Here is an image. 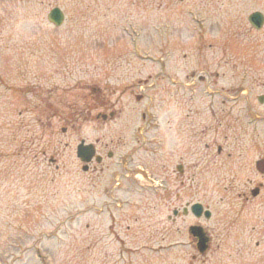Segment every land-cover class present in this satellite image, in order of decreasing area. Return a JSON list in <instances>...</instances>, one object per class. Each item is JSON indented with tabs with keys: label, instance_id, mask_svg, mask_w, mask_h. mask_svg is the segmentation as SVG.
Instances as JSON below:
<instances>
[{
	"label": "rangeland",
	"instance_id": "1",
	"mask_svg": "<svg viewBox=\"0 0 264 264\" xmlns=\"http://www.w3.org/2000/svg\"><path fill=\"white\" fill-rule=\"evenodd\" d=\"M203 3L0 0V264H123L125 258L129 264H264V234L260 250L246 238L256 208L244 221L236 216L239 186L250 168H235L233 141L234 122L246 119L248 103L264 112L256 101L264 93V27L254 31L247 21L252 12L264 13V0ZM53 7L65 14L58 28L46 19ZM24 91L33 94L21 96ZM236 91L243 94L238 100ZM109 100L119 118L104 127L90 123L89 113L102 112L98 106ZM220 112L218 124L211 113ZM120 134L146 136V151L127 171L147 188L160 182L157 137L185 156L186 138L204 135L193 139V154L173 164L184 163L185 175L194 165L192 202L209 208L211 219L182 218L177 225L183 231L176 233L166 221L171 208L160 205L155 189L134 194L120 178L127 171L116 162L127 147L113 151L114 161L103 153L112 164L98 180L83 174L75 155L79 141ZM218 145L225 150L217 157ZM112 187L115 199L108 196ZM195 223L211 234L217 251H196L186 232ZM225 234L231 238L219 253ZM237 236L245 239L241 252ZM117 240L128 249H165L120 257ZM32 247L43 257H34Z\"/></svg>",
	"mask_w": 264,
	"mask_h": 264
},
{
	"label": "flooded vegetation",
	"instance_id": "2",
	"mask_svg": "<svg viewBox=\"0 0 264 264\" xmlns=\"http://www.w3.org/2000/svg\"><path fill=\"white\" fill-rule=\"evenodd\" d=\"M203 1V5H206L211 0ZM240 95V93L236 94L235 98L238 100ZM258 105L261 108H264V104ZM244 111L248 112L246 115L250 117L249 120H247L246 115V119L244 121L241 117L237 116L234 122L236 125L235 136L233 137L235 168H238L239 172H242L243 169L245 170L249 166L250 170L249 172L245 173V176L240 184L241 186H239V189H242V192L238 194V199L236 202V216L240 217L244 221L246 214L251 212V209L253 210L255 216V210L252 207L256 208L257 216L251 225V236L249 235L246 238L251 239L254 250H260L262 242L258 236L264 234V216L259 215L261 212L259 211L260 207H257V203H260V205L264 206V112L260 111L261 113H257L253 110L252 104L250 103L247 104V110L245 109ZM191 113L192 111H188L185 116L189 117ZM223 115L224 114L222 112L219 114L215 113L216 121L219 122L218 124H220V122L223 120L224 117L221 119ZM115 116L116 114L112 113L109 121L105 119L107 120L106 122L114 123ZM145 139L146 138L143 136H129L121 134L110 137L107 141L96 138L92 143L96 158H93L90 161L88 164V169L85 172L89 173V175H92V178L98 180L102 173H104V171L109 167V164H112L105 162V157L107 160L114 161L113 159L115 158L116 154L113 151L116 152L120 149H124L125 147L127 148L125 151H123L124 154L122 155L127 156V158H125V164L126 168L129 169L130 162L139 160L141 155H143V153L146 151ZM193 139L194 137L192 136H188L186 138L188 147L185 146V156L182 154L179 155V152L177 151V144L170 146L169 149L168 142L164 138L157 137L155 141V161H159L157 163V167L159 168V180L161 181L162 186L161 190L158 191L157 196L159 198L160 205L166 208H173L172 212H177V214L174 215L172 219L168 217V219L171 220V223L174 225L176 233H181L183 231V225H177V221H179L178 219L188 217L187 215L185 217L182 216H184L183 213L187 214V211L183 209H185L188 206L190 200H192L193 172L192 167L187 165L186 168L189 173L185 175L184 163H173L177 157L180 159V161H183V159L186 160L185 157L188 154H193ZM224 139L227 140L228 138L224 137ZM201 140H204V135L201 136ZM205 149H209V145L206 144ZM223 149L224 147L219 146V152L217 156L223 155ZM103 153L105 154V157ZM247 156L249 157V161L247 160ZM117 165L118 161L116 162V166ZM178 166H180V168H177ZM178 171H180L181 178L185 177V179L180 180L179 183L177 182V176H173L174 173L179 174ZM132 172L133 171L130 169L128 174H132ZM136 173L137 171L135 172V175ZM130 176L133 177L134 174ZM237 179L238 177L236 176L234 181ZM233 188L236 189L237 185H235ZM183 197H186L188 200L183 202ZM238 237L239 236L232 238L235 239L234 245L236 250L241 252L242 250L246 249L244 247L245 243L243 242L245 239ZM230 238L231 236H229V234H225L224 236L222 235L220 246H225ZM246 246H248L247 242ZM218 249H220V247H218Z\"/></svg>",
	"mask_w": 264,
	"mask_h": 264
},
{
	"label": "water",
	"instance_id": "3",
	"mask_svg": "<svg viewBox=\"0 0 264 264\" xmlns=\"http://www.w3.org/2000/svg\"><path fill=\"white\" fill-rule=\"evenodd\" d=\"M47 20L49 23L53 24L55 27H60L64 21V15L59 8H53L47 14ZM248 20L251 23V25H253L257 29H259L261 25L263 24V17L260 13L251 14ZM259 101L262 103L263 97H259ZM76 156L81 160V162L88 163L93 156L92 147L81 143L76 149ZM191 210L195 214L196 217H200L203 209L200 205H194L192 206ZM204 217L206 219H209L210 213L208 211H205ZM190 231L193 234V236L199 239V242H198L199 252L201 253L205 252L207 248L206 243L208 240L205 237L202 229L199 227H193L190 229Z\"/></svg>",
	"mask_w": 264,
	"mask_h": 264
}]
</instances>
